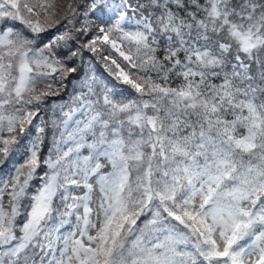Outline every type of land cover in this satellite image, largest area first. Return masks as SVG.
<instances>
[{"label":"snow or ice","instance_id":"snow-or-ice-1","mask_svg":"<svg viewBox=\"0 0 264 264\" xmlns=\"http://www.w3.org/2000/svg\"><path fill=\"white\" fill-rule=\"evenodd\" d=\"M0 264H264V0H0Z\"/></svg>","mask_w":264,"mask_h":264},{"label":"rangeland","instance_id":"rangeland-1","mask_svg":"<svg viewBox=\"0 0 264 264\" xmlns=\"http://www.w3.org/2000/svg\"><path fill=\"white\" fill-rule=\"evenodd\" d=\"M67 2H68V0H57V3L60 4L63 8H66ZM98 68H99V71L104 72L103 67H101L100 65H98ZM104 74L107 75L106 72Z\"/></svg>","mask_w":264,"mask_h":264}]
</instances>
